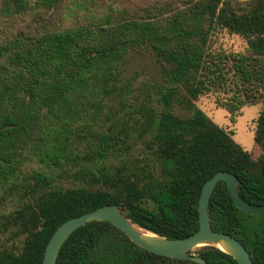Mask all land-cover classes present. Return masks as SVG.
<instances>
[{"label": "trees", "instance_id": "obj_1", "mask_svg": "<svg viewBox=\"0 0 264 264\" xmlns=\"http://www.w3.org/2000/svg\"><path fill=\"white\" fill-rule=\"evenodd\" d=\"M60 0H42L53 8ZM25 0H4L3 16L26 11ZM225 29L243 37L248 53L209 48V37ZM136 50L160 62L163 84L156 102L141 106L140 136L152 134L156 164L122 156L121 134L96 126L91 111L116 91L122 66ZM228 92L219 105L235 114L261 99L254 141L264 151V0H187L168 17L146 11L140 20L104 18L36 36L19 35L0 47V173L15 174L27 161L48 166L32 171L21 189L24 202L6 217L23 243L3 250L0 264H42L46 245L65 221L104 205L148 231L184 239L199 228L202 186L218 172L240 181V197L264 205L263 157L251 155L231 134L194 105L209 93ZM180 107L184 116L173 112ZM55 173H53V172ZM76 183L60 188L58 180ZM208 212L211 229L236 238L252 264H264V215L241 211L219 181ZM197 255L207 264H237L214 247ZM56 264H197L148 252L107 222L74 232Z\"/></svg>", "mask_w": 264, "mask_h": 264}, {"label": "rangeland", "instance_id": "obj_2", "mask_svg": "<svg viewBox=\"0 0 264 264\" xmlns=\"http://www.w3.org/2000/svg\"><path fill=\"white\" fill-rule=\"evenodd\" d=\"M3 1L0 0V9ZM186 1L60 0L55 7L47 8L43 6L42 0H25L28 6L26 11L13 16H3L0 12V47L19 35L33 37L49 31L88 25L104 18L114 21L144 19L147 10L168 17L172 12L182 9ZM240 2L246 3L247 0ZM209 38V48L212 51L248 53L246 40L238 34L220 29ZM162 84L163 75L157 57L146 50L132 51L122 66L116 91L105 99L101 107L91 111L93 114L91 117L97 113L98 129L121 134L125 141L121 146L122 156H127L126 159L139 158L156 164L150 146L152 134L140 136L137 128L143 121L141 106L148 97L153 103L156 102L157 88ZM230 95L223 91L209 93L199 97L194 101V105L215 125L230 133L232 140L247 151L253 160H258L263 157L264 151L258 147L254 137L256 121L263 103L259 99L256 104L245 105L235 114H231L225 107L219 105V100H225ZM172 110L174 114L184 116L177 104L173 105ZM47 167L38 162L27 161L13 175L0 173V252L9 250L15 253L21 249L24 236L19 235L14 227L7 223L6 217L14 214L28 200L23 199L21 189L24 178L32 171L50 173ZM63 179L65 180L57 181L60 188L75 187L76 183L69 181V178ZM202 248H195L192 255L198 256L197 252Z\"/></svg>", "mask_w": 264, "mask_h": 264}, {"label": "water", "instance_id": "obj_3", "mask_svg": "<svg viewBox=\"0 0 264 264\" xmlns=\"http://www.w3.org/2000/svg\"><path fill=\"white\" fill-rule=\"evenodd\" d=\"M260 174L264 182V155ZM219 181L226 184L238 209L249 214L264 215V205H253L240 197V181L236 176L229 172H218L202 186L198 202L199 228L194 234L184 239H168L135 224L125 216L121 205H104L58 226L46 245L42 264H56L58 254L67 239L81 227L93 222H107L113 225L135 245L159 256L207 264L203 258L192 255V251L197 247L208 246L229 255L237 264H252L249 252L236 238L211 229L208 205Z\"/></svg>", "mask_w": 264, "mask_h": 264}]
</instances>
